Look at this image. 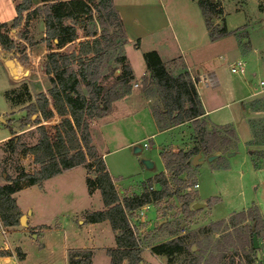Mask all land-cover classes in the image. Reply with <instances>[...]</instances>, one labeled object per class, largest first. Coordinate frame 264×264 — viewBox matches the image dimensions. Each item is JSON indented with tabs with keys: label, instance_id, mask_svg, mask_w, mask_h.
<instances>
[{
	"label": "rangeland",
	"instance_id": "374dc122",
	"mask_svg": "<svg viewBox=\"0 0 264 264\" xmlns=\"http://www.w3.org/2000/svg\"><path fill=\"white\" fill-rule=\"evenodd\" d=\"M21 1L0 0V24L13 20L15 6ZM160 1L164 4L163 8H167L176 28L187 22L193 8H199L196 0ZM58 2L60 1L32 0L31 10L38 9L40 13L29 20L26 19L27 13H24L21 26L14 32L10 31L9 37L14 41L24 38L25 55L17 51L0 50L1 53L4 52L2 59L13 64L11 66L8 63L6 66L0 61L7 74L0 70V138L10 136L11 128L14 129L15 136L21 135L20 141L26 146L37 142V126L33 123L29 124L30 127L25 126L23 119L26 117L25 108L35 102L39 93L46 94L50 88L48 77L40 71L45 55L49 52L78 53L83 42L92 40V37L87 35L93 31L96 20L80 17L75 25L76 33L72 42L61 48H57L53 41L50 46L46 44L44 13L48 6ZM222 3L224 13L226 11L225 24L228 35L225 36L226 39L222 42L223 50L219 53L224 60H214L212 66H223V82L234 88L238 96L250 95L249 85L264 78V24L260 21L264 19V0H222ZM153 8L159 7L155 5ZM236 8L245 9L236 11ZM99 32L100 30H97V35ZM237 32L240 33L236 34ZM237 41H241V48L249 47L248 50L239 51ZM247 41L249 44L244 46ZM253 49H257L259 53L253 54ZM120 54L118 51V56ZM116 55L117 53H114L113 58ZM238 60L247 63L246 74L242 78L230 72L229 65ZM190 74L192 73H189V76ZM196 80L199 85L201 79ZM133 86L134 81L131 82V92ZM151 89L154 90L153 87ZM141 90L144 97L153 100L150 111L161 107L157 95L149 97L144 85ZM4 95L7 99L19 103L16 112L10 113L11 108ZM134 101L135 99L128 102V108H133ZM115 105L116 102L113 104V110ZM245 106L253 113L248 119V126L254 137L250 147L247 148L245 144L248 137L247 126L244 125L240 110L234 106L221 113H235L236 118L232 121L237 125L240 141L232 128L212 127L206 122L208 129L214 134L209 143L211 150L201 155L191 154L197 141L196 126L190 122L179 125H184L182 127L175 126V129L170 126L167 129L169 133H163L153 139L146 137L155 133L158 127L148 115L135 117L138 121H133L131 117L120 120L119 113L118 123L114 118L108 120L107 117L91 122L89 131L93 137V145L98 153L105 154L103 159L116 183L114 185L120 200L141 196L149 186L148 182L156 176L163 175L166 179L170 194L168 197L152 202L144 206L147 209L140 208L129 215V221L141 244L142 264H248V260H251L252 264H264V173L260 175L263 183L259 188L257 176L253 171V168H264V93L247 101ZM35 118L36 116H33L31 120ZM59 122L60 118L55 115L49 121L41 120L40 124L44 125L49 136L54 138V127ZM231 127L234 128V124ZM7 140L0 142V170L13 178L18 177L21 172L32 173L36 169L33 157L24 148L11 153L6 146ZM134 142L136 144H131ZM144 144H147V147H143ZM134 148H140L141 152L135 154ZM250 150L252 152H249ZM212 156L215 159L209 161L208 158ZM165 159L171 162L168 168ZM194 159L197 160L196 164H193ZM144 160L150 161L153 168H145ZM181 161H184V165ZM83 168L84 166L73 168L51 179L43 190L34 188L20 194L18 200L21 206L32 212V220L40 226L39 229L46 232L37 234L25 231V235L21 236L24 240H21L13 232H23L27 226L19 225L12 229L13 231H8L9 233L6 228L10 250L0 252L20 260L19 255L23 257V249L27 255L23 264H65L64 256L68 247L89 246L92 241L101 245L109 243L112 233L107 223L92 228H84L82 225L87 224H81L85 210L102 209L100 194L91 197L87 193V172L85 173ZM88 176L94 178L92 173ZM4 183L2 180L1 184ZM148 190L155 192L161 190V187L152 182ZM14 198L16 200V197ZM198 204L202 207L194 209ZM240 212L245 215H238ZM253 230L258 232V237L255 235L256 248H252ZM176 237L183 240L185 251L182 254L169 259L159 257L154 263L148 262L151 247ZM2 241L0 235V248ZM17 244L22 249L17 247ZM75 254L79 257L85 255L77 252Z\"/></svg>",
	"mask_w": 264,
	"mask_h": 264
},
{
	"label": "trees",
	"instance_id": "16d2710c",
	"mask_svg": "<svg viewBox=\"0 0 264 264\" xmlns=\"http://www.w3.org/2000/svg\"><path fill=\"white\" fill-rule=\"evenodd\" d=\"M59 1L48 6L43 17L44 41L48 46L52 41L57 48L72 42L76 33L75 25L80 17L91 21L94 18L97 23L87 35L92 37V40L83 42L78 53L49 52L45 55L40 71L48 77L50 88L46 94L39 93L35 102L25 108L26 117L23 119L25 126L30 127V123L37 126V142L26 146L20 141L21 135L15 136L9 128L10 138L6 141L8 151L14 153L24 148L33 157L36 169L32 173L21 172L16 178L0 170V222L5 229L19 226L22 213L14 198L16 193L28 187L41 186L44 181L65 171L84 166L87 174L92 173L94 176L92 179L88 175L86 177L88 194L98 191L104 209L86 212L82 224L104 221L109 223L115 233L116 243V249L106 250L110 264H142L141 244L129 221V215L152 202L168 197L170 194L166 179L159 175L148 182L149 186L152 182L159 184V191L149 192L148 186L141 196L120 200L114 180L103 157L93 145L89 131L92 121L110 116L113 104L131 94V82L135 81V78L124 54V47L129 43V39L112 0ZM197 5L204 17L210 40L216 41L227 36L225 20L221 19L220 26L213 22L216 16L221 17L223 14L220 3L215 0H198ZM31 7L32 0H22L15 6V17L11 24H0L2 51H17L25 55L24 38L14 41L9 37V33L21 26L24 13H27L28 20L40 13V10H31ZM97 30H100L98 35ZM118 51L121 53L119 56ZM114 53H117L115 58ZM23 59L26 60L25 57ZM143 60L150 76L143 79L142 85L146 87L149 97L157 95L161 104L160 108L151 110L157 127L164 131L170 126L193 123L196 126L197 144L191 154L201 155L203 152H209V143L214 132L208 129L203 118L198 84L192 82L188 71L176 75L169 72L154 51L145 53ZM197 78L199 76L195 75V79ZM55 115L60 118V122L54 127L55 137L51 138L40 123L41 120L45 122L53 119ZM33 116L36 118L32 121ZM181 164L184 165V161H181ZM165 165L168 168L171 165L170 160L165 159ZM2 180L4 184H1ZM238 215L245 214L240 212ZM257 234V230H253V238L255 235L258 237ZM184 251V243L180 237L150 249L151 254L168 259ZM3 253L5 252H0V255L3 256ZM19 257L22 258L21 255ZM68 264H92L90 254L86 253L82 257L69 254ZM248 264H252L251 260H248Z\"/></svg>",
	"mask_w": 264,
	"mask_h": 264
},
{
	"label": "crops",
	"instance_id": "0c3cea01",
	"mask_svg": "<svg viewBox=\"0 0 264 264\" xmlns=\"http://www.w3.org/2000/svg\"><path fill=\"white\" fill-rule=\"evenodd\" d=\"M197 1L198 0H196V3ZM215 1H218L221 5V8L223 9V14L221 15V17L216 16L213 19L214 24L217 25L221 23V19L226 20L225 17L226 11L224 13L225 8L223 6L222 0H215ZM112 2L114 8L118 12V15L125 29L126 35L129 39V43L124 47V54L133 71L135 81L131 94L126 99L116 102L113 112L111 113L110 116H107V119L111 120L114 118L115 122L118 123L119 113L121 114L119 115L120 120L129 119L130 117L133 120L135 117L139 118V117H145L147 115L153 119L150 111V105L151 103H153V100L151 98L144 97L141 89H142L143 79L146 76H149L142 55L146 52L154 51L158 54L161 61L165 64L166 69L169 72H172L174 75L184 71H188L189 73L199 76L201 81L197 89L200 96L202 108L204 111L203 118L210 126L213 127H226V126L231 127V125L234 124V128L233 127L231 128L234 130V132L236 131L235 132L237 133L236 137L240 141L237 125L232 121L233 119L236 118L235 113L234 112L230 113L228 111L224 114L221 113L224 110H228L231 107L237 106L238 109L240 110L239 113L244 120V125L247 126L248 137H246L245 144L247 148L250 147V144L253 143L254 141V137L248 126V119L252 117L253 113L246 108L245 104L247 101L264 93V90H261L259 87V83L261 81H264V78L259 79L256 83H253L256 85L253 84L249 85L250 95L246 94L244 96H238L234 88H230V86L224 84L221 76L223 66L214 67L212 66V64L214 63V60H218L220 58L221 60H224L222 58L223 56L219 55V53L220 50L221 51L223 50L224 43L222 42L225 41L224 39H226V37H223L216 41L210 40L208 30L205 24V20L200 9L193 8V10L190 12V17L187 19V22L183 24L181 27L176 28L172 24V21L169 17V13L167 12V8L166 7L163 8L164 4L160 0H112ZM155 5H158L159 8H153ZM238 9L239 8H236V11H243L245 8H243V10H238ZM258 11L260 12V10ZM260 21L262 24H264V19ZM11 22H8L7 24H10ZM247 23L249 25L250 21ZM256 24H258V22H256ZM243 30L245 31V28H243ZM243 30H241V32H243ZM238 33L240 32H237L236 34ZM240 43L241 41H237L239 51L242 52L248 50L249 47L241 48ZM246 44H249V41H247L244 44V46H246ZM136 53H138L139 55H137ZM252 53L258 54L259 52L257 49H253ZM262 57L261 58L264 60V56ZM238 61L244 64V71L239 73L231 72V74L242 78L246 74L247 63L241 60ZM231 65L232 64H230L229 67ZM0 70H2L5 73V75H7L4 68L1 65H0ZM5 92H7V90H5ZM134 99H135L134 101L135 105L131 109L128 108L129 107L128 102L131 100L133 101ZM5 100L7 101V103L11 108L10 113L16 112L19 103L15 100L7 99L6 97ZM117 109H118V113H116ZM133 121H138V119H134ZM153 123L156 125L154 119H153ZM230 123L232 124L230 125ZM241 126L244 128L242 124ZM175 128L177 127H173L172 129ZM163 133L166 134L169 132L168 130L161 131L160 129L156 128L155 133L150 134L146 138L153 139L158 137L159 135H162ZM9 137L10 136L6 135L5 137L0 138V142L9 139ZM92 142H93V137H92ZM131 144L134 145L136 144V142ZM249 152L252 151L250 150ZM100 155L103 158L105 156V154H100ZM263 170L264 168H260V169L253 168V171L255 173L254 175L257 176V184L259 185V188L261 187V183H263L261 177L262 173H264ZM68 171L63 172L58 176H61ZM55 177L51 179H54ZM85 177H87V174L85 175ZM51 179L44 181L41 186H32L23 189L22 191L16 193V195L14 196L16 197V204L20 212L22 213V215L26 216L27 228L23 232H18V231L13 232L16 233V235H18V237L21 240L22 239L24 240V237L21 236L25 235L24 234L25 231H29L37 234H40L41 232L43 234L46 231L43 232L41 229H39L40 226L37 225V223H35L31 218L32 212H30L27 209V207L21 206L18 200L19 196L20 194H22L23 192L29 189L38 188L40 190H43L45 188L46 183L49 182ZM114 184L116 185L115 181ZM97 193L99 192L96 191L94 192V194L92 195L88 194V195L93 197ZM103 209L104 206L102 204V209L98 211H102ZM86 212H94V211L85 210L83 215ZM106 223L108 227H110L109 223L106 221L95 224L89 223L86 226L85 225L82 226L84 228L85 227L92 228ZM15 228L17 227L7 228V232L13 231L12 229ZM111 233L112 235L107 245L96 244L93 243L92 241L90 242L89 246H83L78 248L68 247L66 249L64 256L65 264H68V255L75 254L76 252L77 254L80 255L84 253L86 255V253H89L92 264H110V258L106 255V250L116 249V243L114 240L115 233H113L112 230ZM20 243H22V241H20ZM17 247H20L22 249V247L19 244H17ZM21 251L23 257L20 260L14 259L10 256L0 255V264H23L27 255L23 249ZM159 257L160 256L153 255L150 252V255L148 256V262L154 263V261L155 260L157 261Z\"/></svg>",
	"mask_w": 264,
	"mask_h": 264
},
{
	"label": "built area",
	"instance_id": "2783aa9c",
	"mask_svg": "<svg viewBox=\"0 0 264 264\" xmlns=\"http://www.w3.org/2000/svg\"><path fill=\"white\" fill-rule=\"evenodd\" d=\"M243 71H244V64L242 62L237 61L230 66V72L232 73H239ZM190 78L192 82H194L195 84L196 83L195 75L190 74ZM259 87L261 90H264V81H261L259 83ZM143 147H147V144H144ZM142 208L147 209V207L146 208L142 207ZM0 235L3 238L2 247L0 248V251H9L10 249H9V243L7 240V233H6L5 228L2 226L1 222H0Z\"/></svg>",
	"mask_w": 264,
	"mask_h": 264
},
{
	"label": "water",
	"instance_id": "95a60500",
	"mask_svg": "<svg viewBox=\"0 0 264 264\" xmlns=\"http://www.w3.org/2000/svg\"><path fill=\"white\" fill-rule=\"evenodd\" d=\"M4 57V54L3 53H1L0 52V59L4 62V64L7 66V64L8 63H10V62H6V61H4L2 58ZM11 64V66H13V64L12 63H10ZM149 76H150V74H149ZM35 117V116H34ZM141 152V149L140 148H134V153L135 154H138V153H140ZM215 159V157L214 156H212V157H209L208 158V160L209 161H213ZM197 163V160H193V164H196ZM143 165H144V167L145 168H147V169H152L153 168V164L150 162V161H148V160H144L143 161ZM202 207V205H200V204H198V205H196V206H194V209H197V208H201ZM19 225L20 226H27V224H26V216L25 215H22L21 217H20V219H19ZM253 242H254V248H256L257 247V243H256V238L254 237L253 238Z\"/></svg>",
	"mask_w": 264,
	"mask_h": 264
}]
</instances>
